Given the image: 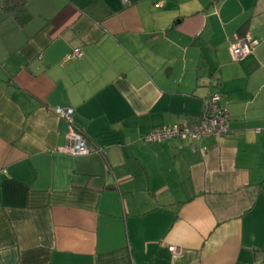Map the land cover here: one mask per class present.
<instances>
[{"label":"crops","instance_id":"obj_1","mask_svg":"<svg viewBox=\"0 0 264 264\" xmlns=\"http://www.w3.org/2000/svg\"><path fill=\"white\" fill-rule=\"evenodd\" d=\"M26 8H0V264H264V0ZM212 91L224 136L143 141ZM71 124L99 151H62Z\"/></svg>","mask_w":264,"mask_h":264},{"label":"built area","instance_id":"obj_2","mask_svg":"<svg viewBox=\"0 0 264 264\" xmlns=\"http://www.w3.org/2000/svg\"><path fill=\"white\" fill-rule=\"evenodd\" d=\"M128 0H124L127 2ZM250 35L237 38L229 47L231 59L237 61L251 51ZM75 56L81 57L80 49L73 50ZM72 108H57L56 114L71 123ZM229 128V112L222 104V97L218 92H209L203 99V109L199 119L192 124H171L153 128L143 137L144 142H165L169 139L199 140L203 137L219 138ZM68 145L62 151L73 155H86L98 152L87 136L75 125H70L67 133ZM169 250L177 252L178 248L169 246ZM255 264V263H253Z\"/></svg>","mask_w":264,"mask_h":264},{"label":"trees","instance_id":"obj_3","mask_svg":"<svg viewBox=\"0 0 264 264\" xmlns=\"http://www.w3.org/2000/svg\"><path fill=\"white\" fill-rule=\"evenodd\" d=\"M0 8L6 11L7 13H10L11 15H13L16 18V20L20 23L25 22L27 18L26 0H2L0 1ZM212 92H217V91H212ZM229 121H230V116H229ZM203 138H206V137H203ZM209 138H214V137H209ZM214 139H218V138H214ZM193 146L196 147V145H193Z\"/></svg>","mask_w":264,"mask_h":264}]
</instances>
